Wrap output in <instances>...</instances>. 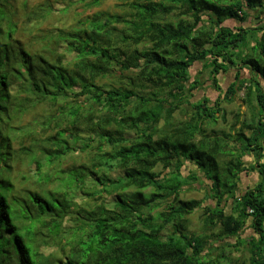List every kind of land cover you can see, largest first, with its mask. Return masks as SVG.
Returning <instances> with one entry per match:
<instances>
[{
    "label": "trees",
    "instance_id": "16d2710c",
    "mask_svg": "<svg viewBox=\"0 0 264 264\" xmlns=\"http://www.w3.org/2000/svg\"><path fill=\"white\" fill-rule=\"evenodd\" d=\"M14 1L0 0V264H264V0H122L124 15L70 30H43L46 3L25 15L38 47ZM204 76L221 93L191 103ZM243 173L258 175L244 193ZM195 185L206 198L183 200Z\"/></svg>",
    "mask_w": 264,
    "mask_h": 264
},
{
    "label": "rangeland",
    "instance_id": "374dc122",
    "mask_svg": "<svg viewBox=\"0 0 264 264\" xmlns=\"http://www.w3.org/2000/svg\"><path fill=\"white\" fill-rule=\"evenodd\" d=\"M46 3L52 4L53 8L56 11L54 15L50 18V20L44 24L43 30H46V29L51 30L55 28L70 30V28H72L73 25H76L78 20H85L89 17H92L96 13H103V14H108V15L117 16V17H120L121 15H124L125 13V10L122 6V0H108L101 7L93 8V9L86 8L84 3H82L80 0H15L14 6L16 7V10H19L18 16L16 17L17 21L19 22V27H20L18 38L21 40L23 44L29 45V46L37 45L36 47L40 46L38 41L40 40L41 35H44V34H41V35H39V33L32 34L31 32V34L28 35L30 33V30H29V27L25 25L27 22V20L25 19V15L27 13L35 14V11H37V9L40 6H44ZM65 8H68V11L66 13H62L60 10H63ZM115 24L118 28H122V25L120 24V22H115ZM234 24L235 23L233 22H228L227 26L233 27ZM70 57L71 56H67V58H70ZM202 71H203V65L200 63H197L192 68V70H190V73H191V76L195 78ZM118 75L120 76V74ZM235 75H236V72L234 71H230L229 73L222 75L221 85H222L223 91H226L227 87L231 85V83L234 81ZM118 79L119 78L113 79L112 77H109L106 79H98L96 83L100 86L107 87L108 85L111 84V82L117 83ZM206 80L207 78L204 76L201 80L202 82L201 89L194 91L195 97L191 99V103H195L204 97L209 98L213 102L220 95L221 92L216 91L213 88L212 84L208 81L206 82ZM184 108L189 110V106L185 105ZM54 109L55 107L49 108V106H45V105L39 106L25 118L24 124L29 123V121L32 119H38L44 115L52 114V110ZM226 109L229 114L228 119L230 121L232 120L231 121L232 123L235 113L237 112L243 113L246 111V107L243 105V93L238 95L237 99L235 100L233 104L227 105ZM254 183H255V178H253V176L251 175L250 181L246 183L247 186L242 183L240 184V192L244 193L247 190V188L254 185ZM195 186L196 188H193L190 191L182 194L183 200H190V199L204 200L206 198L207 188L202 185L201 186L195 185ZM206 202H207L206 206L211 205V201H206ZM201 215H202V212L200 211L198 213L196 212L194 215L190 217V225H191L190 230L192 232L197 233L198 231L201 230V225H202ZM252 234H253V231L251 227H248L245 230V233L241 235L242 237L249 238L250 236H252ZM235 254H236L235 256H239L241 252H235Z\"/></svg>",
    "mask_w": 264,
    "mask_h": 264
},
{
    "label": "crops",
    "instance_id": "0c3cea01",
    "mask_svg": "<svg viewBox=\"0 0 264 264\" xmlns=\"http://www.w3.org/2000/svg\"><path fill=\"white\" fill-rule=\"evenodd\" d=\"M245 160L247 161V166L249 167V168H251L252 167V165L254 164V160L252 159L251 160V158H245ZM253 176V178H255V183L257 182V179H258V175L257 174H255V173H253V174H251L250 173V175L248 174H246V173H243L242 175H241V182H240V184L242 183V184H245L246 185V183H248L249 181H250V176ZM254 183V184H255ZM247 186V185H246ZM249 188V187H248ZM247 188V189H248ZM240 189V188H239Z\"/></svg>",
    "mask_w": 264,
    "mask_h": 264
}]
</instances>
